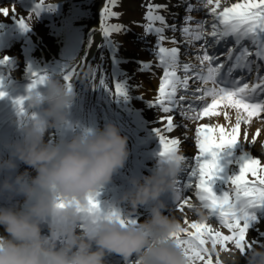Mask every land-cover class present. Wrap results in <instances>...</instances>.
Instances as JSON below:
<instances>
[{"label":"snow or ice","instance_id":"snow-or-ice-1","mask_svg":"<svg viewBox=\"0 0 264 264\" xmlns=\"http://www.w3.org/2000/svg\"><path fill=\"white\" fill-rule=\"evenodd\" d=\"M118 0H106L100 14V23L98 31L102 34L103 40L96 44L99 50L101 61L104 58V49L111 50V60L113 65L127 59L120 56L119 44L112 39L113 33L130 31L126 25L122 23H110V17H119L121 13L114 11L113 6ZM179 6V5H177ZM57 3L45 4L43 0H33L32 6L28 10V15L21 14L16 0H12V7L0 6V14L4 16H12L21 30H28L32 23L31 17L35 14L37 17L42 11H55ZM206 7L212 14L213 20L210 24V30L205 26L207 20L198 21L195 25L191 22L194 17L190 14L196 6L188 3L186 6L187 15L184 16V25L181 28L183 35L187 38V42L191 44L194 41L203 40L199 45L197 59L200 61L198 66H194L190 62L181 63V49L177 46L168 47L163 43L166 39L177 42L175 31L176 24H169L165 10H169L167 3L150 2L147 4L145 19L147 23L144 25L148 33H155L157 36L154 54L159 60V65L163 67V75L160 77L158 95L156 99L149 100L151 106L162 107L165 112H172L174 109H180L182 116L189 119H196L199 116L208 115L217 104L224 103L230 105L236 110V119L231 125L230 131H225L224 126H220L219 135L213 136L208 131L209 126L198 125L196 127L197 146L199 152L195 157V165L188 164V157L180 152V138L176 136L165 135V129L172 130L177 127L171 114L159 117L161 121L166 120L164 127H157L156 133L162 144V155L177 159L182 164V169L187 175L186 183H183L180 177H177L174 187V206L183 212L184 206L195 209L197 206L202 208L205 213L203 219H193L188 222L191 227L195 228L194 232H189V228L183 226L181 233L175 234V242L184 247L186 255L189 257V264H197V261H203L204 264H217L213 261L212 256L208 254L209 247H205V239L207 237L211 241V247L218 250L219 258L220 250H231L227 242H232L234 248L241 253L256 244H264V231L257 229L259 236H248L249 230L257 224L261 217L264 216V164L261 163L257 155L251 154L239 139L240 127L242 121L250 120L251 117L264 113V75H260V61H264V0H237L230 6H224L221 0H204ZM159 22V24H157ZM173 30V35L168 37L165 29ZM97 32L96 28L90 29V34L86 40L87 48L90 50L94 43V36ZM209 37L211 39H209ZM229 38L234 39V43L226 48V51L216 54L209 52L210 48L222 42L227 43ZM245 40L251 41V45L244 43ZM89 51L85 50L74 62L66 64L63 69V78L69 88L73 87V80L77 77H86L95 84L96 72L99 64L93 65L89 61ZM225 57L221 59L220 57ZM255 57V59H253ZM5 56L0 59V64L8 61ZM92 59H95L93 56ZM133 59V58H132ZM136 63L140 69H151L153 62L148 60L136 59ZM255 66V68H254ZM91 68L90 73H86L85 69ZM183 75H178L180 70ZM237 70H245L247 73L256 71L255 82L246 81L245 76L235 75ZM47 74L33 72V82L30 88L38 83L45 81ZM195 77L200 81L199 85L194 88L190 87L189 81ZM99 84H103L109 90L104 76H100ZM132 87H139L133 85ZM129 88L128 79H117L115 81V94L127 96ZM192 92L193 102L188 101V94L177 95L180 89ZM6 95L0 91V97ZM205 97H211L209 104ZM23 97L18 99V103L22 105ZM196 101L203 103L200 107ZM23 111V108L20 109ZM227 116L228 113H225ZM203 129V131H202ZM259 132V129H257ZM244 141L250 144L257 142V135L251 136L248 141V133H243ZM237 143L241 145L240 165L237 174L228 175L223 182H230L229 190L221 189L219 193L214 190L215 177H218L222 171L219 164V150L225 146H234ZM260 151H264V144L260 142ZM214 147L217 150H213ZM206 153H211V158H203ZM190 167V171H187ZM260 168V174L257 175V169ZM251 173L256 177L255 180L249 181L246 174ZM193 178H197L195 184V195L199 200V204L190 203L191 198L183 194L184 187L193 186ZM234 192V194H232ZM98 193H94L88 197V220L92 222V227L98 226L101 219L105 217L119 218L124 225L129 223L135 224L138 219L131 213L124 214L116 209L102 210L100 201L96 198ZM209 217L215 218L218 222L226 226L230 230V234H225L218 228H214L212 223H205ZM83 226V225H82ZM187 233V236L182 235ZM127 264H140L139 254L127 257Z\"/></svg>","mask_w":264,"mask_h":264},{"label":"clouds","instance_id":"clouds-1","mask_svg":"<svg viewBox=\"0 0 264 264\" xmlns=\"http://www.w3.org/2000/svg\"><path fill=\"white\" fill-rule=\"evenodd\" d=\"M45 81L44 89L34 86L25 97L41 109L40 114L22 126L20 140L10 142L9 156L0 157V175L8 173L0 179V193H21L27 203L19 208L0 204V264H106L112 253L125 258L139 254L140 264H189L184 247L175 242L183 225L161 199L163 193L174 191L182 170L181 162L168 156L150 174L134 178L133 189L125 196L130 212L147 206L144 220L124 225L119 218L105 217L91 230L79 229L89 217L88 197L124 165L127 137L108 122L57 143L46 141L45 126L67 119L75 93L51 74ZM19 162L29 165L35 175L28 169L18 171ZM194 211L205 217L199 206ZM55 214L67 222L52 224L45 233L44 219ZM217 252L209 247L217 264H264V244L243 253L231 249L222 255L220 250L219 258Z\"/></svg>","mask_w":264,"mask_h":264},{"label":"bare ground","instance_id":"bare-ground-1","mask_svg":"<svg viewBox=\"0 0 264 264\" xmlns=\"http://www.w3.org/2000/svg\"><path fill=\"white\" fill-rule=\"evenodd\" d=\"M58 0H43L45 4L54 3ZM69 1V8L65 13H62L61 15H57L52 17L51 14L48 13V10H45V19H43V23L41 25H37V23L33 22L35 24V29L30 33V36L22 41L20 47L23 49L29 48L34 42L38 44L39 53L37 56V62L30 60L24 61L21 64V67L15 72V74L22 78H27L31 75L33 76V72H37L38 68H49L52 69L53 73H60L61 70L66 64H70L74 62L78 57L81 56V53L83 51L88 50L91 57H96L97 60H99V63L101 61L99 56V50L96 47V44L100 43L103 40L102 34L98 31L99 29V23H100V14L102 6H100V12L98 11L93 22L87 23L85 18L83 17V2H76L75 0H68ZM33 0H16L17 6L19 7V10L22 13L25 12L26 8L28 7L29 3L32 4ZM150 2L155 3H167L169 5V10H165L164 14L167 16L168 23L170 24L171 19L173 21H176V16L179 15V13L183 12L185 9V6L187 5V0H118V3L113 7L114 11H119L121 15L117 17L119 19V23H122L126 25L127 28L130 29L128 32H121L120 33H113L117 34L120 38V41L122 42V53L119 54L122 57H127V59L118 62V65H122L130 70L131 76L126 77L125 79H128L129 81V88H128V94L125 98H123L124 104V112L126 113H133L134 111L138 114L139 119L141 120L140 126L136 127V130L131 135L130 141L131 143H135L134 145H138V141L136 142V138H139L143 143H147V145L152 143L151 136L156 135V138L159 139L156 140L152 144H154V147H158L162 149V144L160 142V138L156 133L157 127H164V124L166 123V120L161 121L159 117L161 116H167L171 114L173 116L174 123H176L177 127L172 130L165 129V135L168 136H176L180 138L181 144H180V152L181 154L187 156L188 164L189 165H195V157L194 154L197 155L199 152V148L197 146L196 140H197V134H196V127L198 125H207L209 126L208 131L212 133L213 136L219 135V128L220 126H224L225 131H230V127L232 124H234L236 119V110L235 108L231 107L230 105L226 106L224 103L217 104L212 110H210L209 114L202 117L199 120H184L181 116L177 115V110H173L172 112H165L163 108H158L156 106H151L149 104V100H154L157 97V92L159 88V76H161L160 69L158 67H154L152 64L151 69H140V66L136 63V59L138 56L145 60H152V56H155L152 54L148 48V46H145L144 44H136L134 41L136 38V35H138V32L141 30V25H144L147 23V20L145 19V12L147 11V4ZM222 4L224 6H230L232 3L237 2V0H221ZM242 2H246V0H242ZM179 5V6H177ZM0 6L4 7H12V0H6L4 2L0 3ZM205 16L204 20L208 21V29L210 30V24L213 20L212 14L209 12V10L205 7L204 11ZM195 16H202V12H198L194 14ZM15 19L12 16H4L3 14H0V30L3 28V23H9L14 21ZM159 24V22H157ZM96 28L97 32L94 36V43L92 48L89 50L87 48L86 40L90 34V29ZM1 32V31H0ZM166 35L168 37H171L174 33L173 30L170 28L165 29ZM27 34V31L19 29L16 31V35L18 37L25 36ZM1 35L8 38V45L12 44L14 32L13 30H8L5 33V30L1 32ZM176 40L180 41L184 38H178V29L175 31ZM165 46L172 47L177 46L180 47L181 53L186 52L187 50L183 47L181 43L173 42L170 39H166L164 42ZM247 43L251 44V41H247ZM154 53V52H153ZM191 56V55H190ZM133 58V59H132ZM184 54L182 53L181 59H185ZM192 61L194 62L197 59L196 55L191 56ZM38 64V66H37ZM109 68L107 66V71L109 73H112L113 70V62L111 60V56L109 57ZM115 64V65H117ZM264 64V61H263ZM40 66V67H39ZM105 73V72H104ZM7 73H4L5 79L1 80L4 83H0V91H7L9 88L8 85L12 84L14 81V78H7ZM106 76H109V74L106 72ZM111 77V75H110ZM82 79L81 77L74 78L73 82H79ZM112 86L114 85V80L116 81V78L112 77ZM16 83V82H15ZM14 83V84H15ZM14 84L10 85V89L14 86ZM77 85L79 83H76ZM76 85V86H77ZM133 85H139V87H132ZM39 86V84H38ZM25 88V86H23ZM46 87V83H43L39 88L43 89ZM23 91L22 89L17 92L16 97H23L25 98L26 91ZM79 90L82 89V85H79ZM114 90V87L112 88ZM77 92V93H76ZM75 94H78V91H75ZM114 94V91H113ZM27 95V94H26ZM178 95V94H177ZM105 97L110 96V93L108 90H105V94L102 95ZM103 98V97H102ZM110 98V97H109ZM107 99L103 101L101 106L103 107V110L106 112L104 113V117L101 114L100 120L97 118V124L100 122L99 127L102 128L104 126V122L107 118V108L108 102L110 99ZM209 99V98H208ZM80 98L78 97V102ZM24 102V99H23ZM17 105L14 104L13 107H16L14 110L12 108H8L7 106L3 105L0 109V135L1 133L5 132L4 137L2 139V143L0 144V157L7 158L9 155L6 152L8 150V146L10 144V135L12 134L13 130L14 133L16 132V128L21 124V121L19 120L18 124L14 126V123L18 120L20 114V103L16 101ZM84 105L80 104L81 111H84ZM71 105L69 106V108ZM120 108V107H119ZM118 109V108H117ZM117 109L108 110V111H114L115 115L116 112H118ZM76 111H72L74 113L71 116H68L67 119L63 122H61L59 125H54L51 127L45 126V132H59L58 134H66V129L68 128L71 130L70 136L66 139H70L73 135H76L78 133L82 132L81 127H75V122L81 123L79 121L81 113L79 112V109H75ZM174 112V114H173ZM22 112L20 116L23 114ZM90 116H94L88 111ZM225 113H228L226 116ZM24 115L22 116V119H24ZM9 118V120H7ZM71 119L70 122H67L68 119ZM191 122H197V126L195 127V130L189 128V124ZM11 123V125H9ZM96 124V125H97ZM80 126V125H79ZM126 128H129L132 130L131 126L126 124ZM257 129H259V132H257ZM125 131V129L122 127V133ZM203 131V129H202ZM248 133V141H251V136L253 134L257 135V142L255 144H250L248 142L244 141L243 133ZM50 133V134H51ZM240 141L244 143V146L247 150L251 152L253 155H257L261 163L264 164V151H260L261 148V141H264V122L263 119H261L258 115L251 117L250 120L242 121L241 127H240ZM148 140V141H147ZM142 147V145H140ZM160 149V150H161ZM137 150L136 148L133 149L131 153L128 152V157L124 163V165L119 168L112 176V179L108 181L107 183L100 186V188L97 191L96 198L100 201V205L109 209H114V205H118L122 203V210L120 211L122 213H131L133 214L138 220L142 221V214L144 213V205L141 206L142 212L140 211V208H138L135 212H130L131 205L127 199H125V196L127 194V191H131L133 189V179L134 178H141L143 177L147 172V167L149 166V163L146 164V161L139 164L137 167L132 166V158H136ZM155 153L157 152V149H154ZM213 150H217L215 147ZM196 152V153H195ZM241 145L237 143L234 146H225L222 150H219V164L222 166V171L220 172L218 177H215V181L218 182L214 190L219 191L221 189L227 191L229 190L231 183L230 182H223V179L226 178L228 175L237 174L240 169V165L243 163L242 160H240L241 156ZM163 156L162 154H160ZM147 158L146 156H143V159ZM203 158H211V153H206ZM137 160L139 158H136ZM153 159V156L152 158ZM146 164V165H145ZM144 166V167H143ZM190 168V167H189ZM191 170V169H190ZM32 175H35V172L33 170H29ZM134 173L132 175L131 173ZM260 174V168L257 169V175ZM247 179L249 181L255 180L256 177L253 176L251 173L246 174ZM120 181V182H118ZM194 184L197 183V178H193ZM216 184V183H215ZM130 187V188H129ZM214 187V185H213ZM124 188V190H123ZM129 188V189H128ZM122 189V190H121ZM234 194V192L232 193ZM190 197V196H189ZM191 198V197H190ZM194 199V198H193ZM126 201V203H125ZM190 203H194L192 198L190 200ZM200 203V202H199ZM196 204V202H195ZM127 206V208H124ZM19 207H27V204L24 202H21V205ZM18 207V208H19ZM264 211V210H262ZM172 215H174L177 219L180 220L183 226L189 228V232H194L195 228L191 227L190 223L185 222V217H187L188 222H190L193 219L199 220V215L191 208H188L187 205L184 206L183 212L179 209H174L170 211ZM85 224H88V220H84ZM205 223H212L214 228L221 229L220 231H223L225 234H230V230L226 228V226L221 225L217 219L209 217L207 220H205ZM257 229L264 231V216L261 217V220L249 230L248 236L250 237H258V231ZM3 231V226H0V232ZM182 235L187 236V233H182ZM203 238V237H202ZM259 239L264 240V237H259ZM208 241L205 243V247H211V241L206 238ZM230 249H233L234 246L228 245ZM222 255H225L224 251L221 252ZM213 261H215V258L211 257ZM197 264H204L203 261H197ZM242 264V262H241Z\"/></svg>","mask_w":264,"mask_h":264},{"label":"rangeland","instance_id":"rangeland-1","mask_svg":"<svg viewBox=\"0 0 264 264\" xmlns=\"http://www.w3.org/2000/svg\"><path fill=\"white\" fill-rule=\"evenodd\" d=\"M88 1V4H86V9H87V11H86V13H85V19H86V21L88 22V23H91L92 21H93V19H94V17L96 16L95 15V13L98 11V9H99V5L100 4H102V3H104L105 4V2H106V0L104 1V0H87ZM201 2H203V1H201ZM59 5H60V8H57V9H55V11H53V14H54V16H57V15H59L60 14V12H64V10H65V7H66V1H64L62 4H61V2L59 3ZM203 9H205V7H204V3L203 4H201L200 6H199V9H197V11H202ZM35 14H33L32 15V18H33V20H32V18H31V21H37V20H35L36 18H35ZM109 22L110 23H118L119 22V19H117V17H110L109 18ZM40 23V22H39ZM12 26V25H11ZM8 27H10V26H8ZM120 35L122 36V34H121V32H120ZM143 36V31H142V28H141V30L138 32V35L136 36V38H135V42H136V44H138L139 45V43H141V37ZM3 38V41L1 42V45H0V56H4L5 57V55L6 54H8V58L10 59V63H7V62H5V65L6 66H8L9 67V69L11 70H15V69H18L19 67H20V63L22 62V60H23V58H20V55L23 53L22 51H20L19 52V50H17L16 49V44L14 45V46H10V45H4V39H5V37L4 36H2L1 35V37H0V39H2ZM7 40H8V38H6ZM112 39L115 41V42H117L118 44H119V53L118 54H121L122 52V49H121V47H122V42L120 41V38H119V36L117 35V34H114L113 36H112ZM149 40V38H147V41ZM8 44V43H7ZM194 47H197L198 45H197V43L196 44H194L193 45ZM194 49H196V48H194ZM19 53V54H18ZM193 54H195V53H193ZM10 56V57H9ZM33 58L35 59V61H36V58L34 57V55H33ZM138 59H140V57L138 56L137 57ZM93 62V61H92ZM91 62V63H92ZM104 66V68H103V72L105 71H107L106 70V68H105V65L103 64V62L101 63V67H103ZM119 67H116V74H117V79H125L126 77H128V76H131V74L128 72L129 70L126 68V67H124V66H121V65H118ZM44 71V70H43ZM103 72L100 74V76H102L103 75ZM50 73H47V75H49ZM104 76V75H103ZM99 78L100 77H98V75H96V78H95V84H96V86H94L93 87V92H94V94L96 95V96H99L100 95V93H101V89L103 88V89H109V88H107V87H105L103 84H99ZM107 79L106 80H108L107 81V83H108V85H109V87H110V80H111V77H106ZM31 82H33V80L31 81ZM92 84H93V82H92ZM110 91V90H109ZM123 98H125V96H122V95H119V97H118V99L119 100H121V99H123ZM109 102H111V100L109 101ZM115 104V103H114ZM122 121V119L120 120V122ZM256 225V224H255ZM254 225V226H255ZM253 226V227H254ZM231 243V242H230Z\"/></svg>","mask_w":264,"mask_h":264}]
</instances>
